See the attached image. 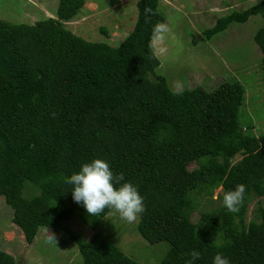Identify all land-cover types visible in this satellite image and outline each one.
<instances>
[{"label":"trees","instance_id":"trees-1","mask_svg":"<svg viewBox=\"0 0 264 264\" xmlns=\"http://www.w3.org/2000/svg\"><path fill=\"white\" fill-rule=\"evenodd\" d=\"M85 1L58 0L53 16L32 24L0 19V196L12 222L27 243L72 217L95 231L112 210L88 215L66 181L102 159L143 197L136 229L149 244L167 243L160 264H186L192 251L200 253L192 264H213L218 253L230 264H264V206L246 221L249 202L264 196V134L241 123L244 84L230 77L214 89H172L151 45L164 23L160 0L135 1V24L117 45L66 27ZM255 15L264 85V0L218 17L200 36L210 40ZM240 184L244 200L229 212L223 195ZM216 188L222 204L193 220ZM64 231L81 264H139L99 233L85 240ZM0 264L15 259L0 250Z\"/></svg>","mask_w":264,"mask_h":264},{"label":"rangeland","instance_id":"rangeland-1","mask_svg":"<svg viewBox=\"0 0 264 264\" xmlns=\"http://www.w3.org/2000/svg\"><path fill=\"white\" fill-rule=\"evenodd\" d=\"M58 0H0V19L12 23L32 24L53 16ZM136 0H86L81 12L65 25L86 40H106L117 45L135 24ZM260 0H160L158 10L164 15L168 27L162 43H152L159 59L157 72L165 75L172 89L202 86L214 89L230 77L245 86V99L241 107V123L251 124L255 135L264 134V85L262 83L260 51L253 34L261 27L259 15L244 23H231L226 30L210 40L200 36L215 20L232 10H244ZM107 29V35L100 31ZM192 35L198 42L192 43ZM201 37V38H200ZM236 156L234 160H238ZM216 188L209 198H201L198 208L191 214L218 207L222 200ZM214 197H217L214 199ZM264 206V196L249 202L246 221L255 218L256 208ZM56 228L42 227L32 243H27L21 230L12 222V209L0 196V250L11 254L15 264H81L76 244L64 228L89 239L99 233L113 241L127 256L139 264H160L168 248L166 242L147 243L136 229L137 222L128 223L112 210L93 231L77 217L62 220ZM52 233L55 240L49 239Z\"/></svg>","mask_w":264,"mask_h":264},{"label":"clouds","instance_id":"clouds-1","mask_svg":"<svg viewBox=\"0 0 264 264\" xmlns=\"http://www.w3.org/2000/svg\"><path fill=\"white\" fill-rule=\"evenodd\" d=\"M146 14L151 9H145ZM168 27L164 23H158L153 28L152 43H162ZM124 179L123 173L114 175L109 164L102 159H94L90 163L81 166L79 172L72 174L67 183L72 185V198L77 204H83L86 213L91 216H100L105 209L114 210L121 219L128 223L137 222L139 216L145 211L143 197L131 183L120 182ZM116 185H120L116 187ZM246 188L243 184L237 185L234 190L225 192L223 205L229 212H238L245 196ZM217 197H214V199ZM49 239L55 240L52 233ZM191 259L186 264L200 258V253L192 251ZM213 264H230L229 260L222 254H216Z\"/></svg>","mask_w":264,"mask_h":264}]
</instances>
